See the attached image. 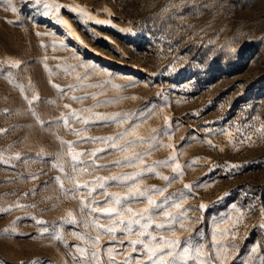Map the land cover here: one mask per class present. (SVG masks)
Segmentation results:
<instances>
[{
  "label": "rangeland",
  "instance_id": "374dc122",
  "mask_svg": "<svg viewBox=\"0 0 264 264\" xmlns=\"http://www.w3.org/2000/svg\"><path fill=\"white\" fill-rule=\"evenodd\" d=\"M43 4L54 6L47 15ZM61 5L69 8L55 11ZM12 6L16 12L7 0H0V127L8 129L0 134V152L5 157L20 153L22 158L13 159L14 166L0 163V209L17 201L35 207L0 211V264H73V245L81 242L71 233L80 229L60 222L68 211H77L78 202L66 198L53 177L62 175L54 166L56 154L66 151L61 139L78 137L63 126L57 128L54 121L61 113L84 108L92 109L84 113L89 120L97 119L94 113H128L131 118L119 126L91 124L83 136H113L135 123L139 127L127 139L149 137L167 125L171 134L159 137L165 146L144 159L151 163L177 155L183 175L168 192L187 193L184 185H193L182 205L190 209L186 227L205 237L208 245L217 223L232 229L240 217L235 240L230 235L223 238L236 245L227 264H257L264 255V228L259 226L264 224V0H13ZM71 8H83L93 19ZM60 18L71 30L59 23ZM11 60L23 64L4 66ZM73 65L75 73L65 71ZM86 71L90 78L85 84L100 87H78L65 95L54 86L75 85L76 73ZM15 84H23L24 92ZM86 93L98 95L83 102L69 99ZM32 94L40 97L33 107L48 122L44 125L28 112L24 95ZM105 101L112 102L93 107ZM246 136L252 140L240 143ZM146 147L137 144L133 150ZM97 148L107 144L88 142L76 150ZM42 150L46 155L37 156ZM130 154L100 153L97 164L109 167L94 175L140 170L110 163ZM157 171L173 175L170 167ZM31 173L38 178L31 179ZM140 179L142 187L166 183L153 174ZM108 191L123 190L111 186ZM201 203L206 210L199 208ZM223 217L229 219L221 222ZM44 227L49 232L41 235ZM54 231L65 240L53 239ZM176 231L182 240L190 234Z\"/></svg>",
  "mask_w": 264,
  "mask_h": 264
},
{
  "label": "snow or ice",
  "instance_id": "6c2138e0",
  "mask_svg": "<svg viewBox=\"0 0 264 264\" xmlns=\"http://www.w3.org/2000/svg\"><path fill=\"white\" fill-rule=\"evenodd\" d=\"M11 11L16 12V8L12 6L13 0H7ZM43 3V0H41ZM43 7L48 11H52V5L43 4ZM63 9H68V5L55 6V11L59 12ZM69 11L76 12L78 15H84L88 20L93 17L83 8L79 10L75 8ZM82 24L87 21L81 20ZM109 21L96 20L95 23L105 24ZM9 23H16L10 20ZM59 23L71 30V24L68 21L60 18ZM41 35V33H37ZM56 45L53 44V47ZM63 47V45H60ZM47 47V46H45ZM47 57H45V60ZM23 61L11 60L4 66L9 68H20ZM59 67V66H58ZM77 66H69L65 69L68 73H75ZM48 69V65L45 64ZM49 71H51L49 69ZM7 75L12 77V73ZM89 74L86 71L83 75L76 73L75 85H68L66 88L57 87L62 94L74 91L78 87H100L96 84H85L89 80ZM13 81L15 78H12ZM16 87L24 92L23 84H15ZM28 87L31 88V81H28ZM98 94L86 93L83 96L72 95L70 100L83 102L85 99L95 98ZM24 99L29 105L28 112L33 115L36 120L44 125L48 123L41 119L34 103L40 100L38 94L24 95ZM112 101L98 102L93 107H99L101 103H110ZM65 108L71 109L70 104H65ZM4 113H9V109H4ZM91 108L71 109L67 114L55 118L57 128L63 126L71 131L78 138L76 140L61 139L62 146L66 145V151H62L55 156L57 167L62 175L53 177L58 183L60 191L66 198H71L78 202L76 212L68 211L67 215L61 218V224L70 226H79V231L71 233L75 239L81 243L73 245L75 252L73 253V264H227L230 260V250H234L235 243H226L224 237L231 236L235 240V227L241 222L240 217L233 223L232 229L221 228L219 223L209 234L210 240L208 245L205 244V237L199 233H193L190 226L185 225L184 221L189 219L188 212L190 209L183 208V203L189 195H192L193 185L185 184V192L169 193L168 189L172 183L183 175V167L177 160V155L173 153L165 160L152 161L146 163L145 157L165 145L159 139L166 134H171V130L167 125L165 130H153V135L149 137L134 136L132 139L127 137L134 135L138 124L130 123V126L124 131L118 132L116 135L107 137H91L83 136L82 133L87 130V126L94 123H114L117 126L130 121L131 114L114 113L101 114L94 113L97 117L95 120H89L84 113H91ZM151 115V112L148 113ZM145 115L143 119H147ZM71 121L72 123H70ZM81 123L85 128H76L74 125ZM264 132V129L261 130ZM8 132L7 128L0 127V134ZM229 135H231L229 133ZM251 136L242 137L240 143L251 141ZM102 143L107 144V148H97L86 151H77V147L83 143ZM137 144H146L145 150L134 151V146ZM11 147V146H9ZM172 148L173 145H168ZM110 150H115L118 153H128L122 159L110 161L116 167H139L140 170L129 174H111L108 176L94 175L98 169L108 168L109 164H97V160L102 157L100 153H110ZM43 150L37 153V156H45ZM21 154L15 153L14 156L5 157L3 152H0V163L11 165V161L21 160ZM59 161H64L60 163ZM192 163H195L193 161ZM160 167H170L173 175H162L157 171ZM233 168L239 165H232ZM91 169V170H90ZM145 174H153L159 176L166 183L164 186H143L140 179ZM30 178L35 180L38 176L35 173L29 174ZM91 177V179L87 178ZM115 186L123 191H108V188ZM33 189V193H34ZM29 195L28 192L23 193L24 197ZM15 208L35 207V205H23L19 201L0 211H12ZM201 210H206L207 206L201 203ZM243 215V214H242ZM194 218V217H193ZM229 217L221 218L223 220ZM37 223L46 224V221L38 220ZM264 228V224L259 225ZM185 229L190 234L183 240L177 234L176 229ZM14 230V229H13ZM5 231H8L7 229ZM49 228L44 227L41 235L48 233ZM53 239L65 240V236L53 232ZM170 234V235H169ZM102 242L107 243V247H102ZM118 245L119 247H115ZM257 247L251 251L257 252ZM128 249H131L129 251ZM115 253V255H114ZM133 253L136 256H133ZM122 257L117 259V257ZM257 264H264V255L257 258Z\"/></svg>",
  "mask_w": 264,
  "mask_h": 264
}]
</instances>
